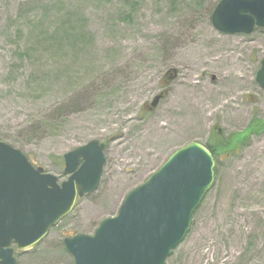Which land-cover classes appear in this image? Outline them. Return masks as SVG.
<instances>
[{"label": "rangeland", "instance_id": "1", "mask_svg": "<svg viewBox=\"0 0 264 264\" xmlns=\"http://www.w3.org/2000/svg\"><path fill=\"white\" fill-rule=\"evenodd\" d=\"M219 1L0 0V141L59 183L65 154L91 141L105 147L98 189L16 252V264H73L62 240L91 235L172 153L264 120L255 82L264 28L219 33L210 21ZM169 70L177 75L164 86ZM166 264H264V134L215 163Z\"/></svg>", "mask_w": 264, "mask_h": 264}, {"label": "water", "instance_id": "2", "mask_svg": "<svg viewBox=\"0 0 264 264\" xmlns=\"http://www.w3.org/2000/svg\"><path fill=\"white\" fill-rule=\"evenodd\" d=\"M210 21L219 33L250 35L264 28V0H220ZM176 75L169 70L166 84ZM255 82L264 90V59ZM162 97L155 96L148 109H155ZM103 150L91 141L65 154L68 178L58 185L56 177L34 169L23 153L0 142V264H15L11 243L20 250L34 246L71 212L77 197L96 191ZM213 168L212 154L199 143L176 150L124 197L115 216L102 220L91 235L64 239L73 263L165 264L211 188Z\"/></svg>", "mask_w": 264, "mask_h": 264}, {"label": "trees", "instance_id": "3", "mask_svg": "<svg viewBox=\"0 0 264 264\" xmlns=\"http://www.w3.org/2000/svg\"><path fill=\"white\" fill-rule=\"evenodd\" d=\"M68 31L73 33L74 30L69 28ZM72 35V34H71ZM67 38L72 39L73 42L76 38L69 36ZM72 37V38H71ZM60 44V43H59ZM264 134V120H252L250 124L246 127L245 132L237 135H231L226 137L222 135H217L216 133L212 135L210 142L203 145L213 156L215 163L218 162L222 157H231L236 155L238 151L251 139L252 136L263 135ZM224 138V139H223ZM194 215V214H193ZM63 246V244H62ZM64 249V246H63ZM64 252L66 250L64 249Z\"/></svg>", "mask_w": 264, "mask_h": 264}, {"label": "flooded vegetation", "instance_id": "4", "mask_svg": "<svg viewBox=\"0 0 264 264\" xmlns=\"http://www.w3.org/2000/svg\"><path fill=\"white\" fill-rule=\"evenodd\" d=\"M11 248H12V250H13V256L15 257V256H16V254H15V253H16V252H19V251H18V250L16 249V247H15V246H13V245H12V247H11Z\"/></svg>", "mask_w": 264, "mask_h": 264}]
</instances>
